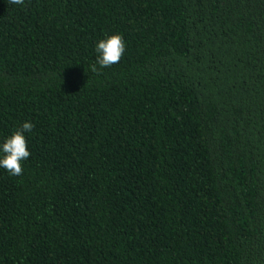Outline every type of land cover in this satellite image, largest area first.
<instances>
[{
  "label": "trees",
  "instance_id": "16d2710c",
  "mask_svg": "<svg viewBox=\"0 0 264 264\" xmlns=\"http://www.w3.org/2000/svg\"><path fill=\"white\" fill-rule=\"evenodd\" d=\"M25 121L0 264H264V0H0V142Z\"/></svg>",
  "mask_w": 264,
  "mask_h": 264
},
{
  "label": "clouds",
  "instance_id": "9594fccd",
  "mask_svg": "<svg viewBox=\"0 0 264 264\" xmlns=\"http://www.w3.org/2000/svg\"><path fill=\"white\" fill-rule=\"evenodd\" d=\"M12 5L23 6L25 0H9ZM126 52V41L120 34H112L95 43L96 62L91 66L93 72L110 68L118 64ZM34 124L25 121L19 130L0 142V169L7 171L10 176H20L23 173V162L31 155L28 150L26 133H31Z\"/></svg>",
  "mask_w": 264,
  "mask_h": 264
}]
</instances>
